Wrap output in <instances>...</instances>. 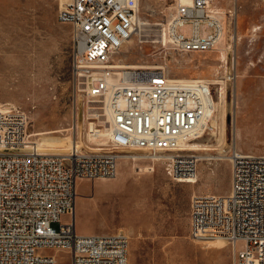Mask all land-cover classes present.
Instances as JSON below:
<instances>
[{
	"label": "built area",
	"instance_id": "2783aa9c",
	"mask_svg": "<svg viewBox=\"0 0 264 264\" xmlns=\"http://www.w3.org/2000/svg\"><path fill=\"white\" fill-rule=\"evenodd\" d=\"M215 1L174 0L166 34L175 50L206 51L214 45L224 28ZM140 2L67 0L57 12V20L71 27L76 89L111 110V149L44 152L30 142L27 112L0 104V264H58L53 250L67 252L63 264H129L126 232L78 234L74 214L77 180L114 177L121 152L163 151L170 178L197 177V155L178 149L210 115L212 88L198 79H172L163 68L125 69L119 75L114 65L140 26ZM187 23L189 33L182 30ZM201 23L212 31L202 34ZM262 28L259 24L256 31ZM231 155L229 191L192 195L190 234L198 240L226 238L234 264H264V153Z\"/></svg>",
	"mask_w": 264,
	"mask_h": 264
},
{
	"label": "rangeland",
	"instance_id": "374dc122",
	"mask_svg": "<svg viewBox=\"0 0 264 264\" xmlns=\"http://www.w3.org/2000/svg\"><path fill=\"white\" fill-rule=\"evenodd\" d=\"M62 1L0 0V104L10 102L27 112L29 139L43 151L66 152L75 142L85 152L98 147L107 150L110 144L101 136L103 144L89 135L90 122L104 131L110 120L106 114L97 117L95 111L105 113L103 105L97 102L90 108L87 95L74 85L71 27L57 20ZM174 3L141 0L140 16L150 23L166 22L168 7ZM215 6L227 29L215 50L178 53L135 37L116 55L121 65L163 67L173 78L225 80L211 85L213 97L218 101L224 87L227 105L234 103L238 111L227 112L223 140L217 142L209 132L196 139L207 148L195 153L206 158L198 161L197 183L174 180L162 162L144 157L120 159L113 179L77 180V233L123 230L129 235V264H234L228 240L209 244L191 236L190 201L195 194L229 191L230 157L235 148L264 153V3L216 0ZM228 10L235 14L227 15ZM259 24L263 28L254 31ZM200 28L202 34L212 31L205 23ZM182 30L189 33L190 24ZM221 51L227 52L229 63L220 58ZM235 124L240 137L234 135ZM67 219L62 216L63 221ZM52 252L57 253L58 264L69 257L65 251Z\"/></svg>",
	"mask_w": 264,
	"mask_h": 264
},
{
	"label": "bare ground",
	"instance_id": "6f19581e",
	"mask_svg": "<svg viewBox=\"0 0 264 264\" xmlns=\"http://www.w3.org/2000/svg\"><path fill=\"white\" fill-rule=\"evenodd\" d=\"M66 1L67 0H63L60 6H62L64 4V2H66ZM185 1L186 2H190L191 0H185ZM140 5H141V2H140ZM214 5H215V3H214ZM174 6L175 5L171 4L168 7V9H170V14L173 11ZM230 11L234 12V10H230ZM234 14L235 13H232V15H234ZM220 16L223 18L222 13L220 14ZM223 23H224V28L221 30L216 42L214 43V45L209 50H215L216 49L215 47L217 46V44L220 43L224 39V37L226 35V31H227V29H225L224 18H223ZM149 24L155 25V26H158V27L155 28V27H153V26H151ZM166 26H167L166 22L150 23L147 20H143L142 17L140 16V26L138 27L136 33L128 40V42L130 40H132L133 38L137 37L141 43H148L149 42V43H153V44H162L164 47H169L171 50H173L175 52L186 53V52L177 51V50H175L173 48L172 44L170 43L169 37L166 34ZM256 28H254V31H256ZM147 30H149V33L145 34V31H147ZM230 47L231 46H229L226 49L228 50V49H230ZM227 50H225V51H227ZM225 51H221L220 52V58L224 59V60L226 59V53H227V52L225 53ZM116 55H115V58H114V60H115L114 65H115V68H117V72L119 73V75H121V74L123 75L124 74V70L127 69V68H130L131 70L163 68V67H151V66H136L134 64H131V65L122 64L121 65L120 63H117ZM225 61L229 63L228 59L225 60ZM163 69H164L165 73H167L169 75L168 71L165 68H163ZM169 77L172 78V79H176V80H187V79H190V78H187V77L173 78L170 75H169ZM230 78H231L230 76H227V80L230 79ZM193 79H198V80L202 81L208 87H211L212 84H219L221 82H225V80H222V79L221 80H219V79L208 80V78L204 77V76H199V77H196V78H193ZM79 90L81 91V89H79ZM80 103H83L82 99H80ZM86 103L88 104V106L90 108H92V104L93 103H97V101L96 102L91 101L89 99V97H88V99L86 100ZM98 103H101L103 105L101 108L104 109L105 113L104 114H100L98 112L99 110H97V111H95L94 114L97 117L100 116V115H105L106 114L107 117H108V120H110L109 121V125L110 126L108 128H105L104 131H102L100 126H94V125H92L93 122H90L91 128H90V134L89 135L93 137V140L100 141V140L104 139L105 142H108L110 144V142H111V133H112V113H111V110L108 107L106 102H102L101 101V102H98ZM234 106H235L234 103H232L230 105H227V100L225 99V96H224V87H221V93L219 95V100L216 101V99L213 97V109L210 112V115L204 119V121H203L201 127L198 129L197 133L191 137L192 140H189V141L185 142V144H183V147H181V149H178V150H180V151L184 150V151H187V152L196 153L197 151H200L202 149H207L206 147H202L201 146L202 144L200 145L199 143L196 142V139L202 138L205 132H207V133L209 132L210 134H212V136L215 137L216 141L218 140L217 142L223 140L224 139V135H226L225 134L226 133L225 132V126H226L225 125V117L227 115V112L230 111V110L234 114H236L238 112V111H236ZM102 125L105 127L104 124H102ZM96 129H98L99 131H96V134H94L93 131L96 130ZM233 132H234V135L236 137H240L238 125L235 124V129H234ZM100 136L102 137V139L101 138L98 139V137H100ZM30 142H31V140H30ZM105 142H101L100 144H103ZM225 142H226V138H225ZM36 145L41 149V146H40L39 143L36 144ZM75 146H78V149H81L83 151L82 146H80L77 142H75L71 146V149L72 148L74 149ZM95 149H96V151H93V152H100V151L104 150L102 147H98V148H95ZM110 149H111V147H110ZM107 150H109V149H107ZM69 151H66V152L44 151V152L56 153V154H67ZM90 151H92V150H87V152H90ZM235 151L236 152H242V151L237 150L236 148L232 152H235ZM83 152H85V151H83ZM244 153H246V152H244ZM166 156H167V153H164L163 151H157L156 154H153L147 148L132 149V150H127L126 153L125 152L119 153L118 162H119L120 159H123V158H125V159H136V158H139V157H144V158H148V159L152 160L153 162H162L163 163V160L166 158ZM197 157H198V160L206 159L204 156L197 155ZM231 157H232V155H231ZM231 157H230V161H231ZM117 174H118V164H117V171H116V174H115L114 177H112V178H101V179H113V178H115L117 176ZM197 178H198V174H197V177L194 178V179H191V180L179 179L177 181H179V182H187V183H197L198 182ZM196 240H198V239H196ZM224 241H227V239L222 237V236H218V237H215V238L203 240L202 242L211 244V243L224 242ZM128 251H129V248H128Z\"/></svg>",
	"mask_w": 264,
	"mask_h": 264
},
{
	"label": "crops",
	"instance_id": "0c3cea01",
	"mask_svg": "<svg viewBox=\"0 0 264 264\" xmlns=\"http://www.w3.org/2000/svg\"><path fill=\"white\" fill-rule=\"evenodd\" d=\"M95 180H99V179L97 178V179H94V181H95ZM102 233H106V232H102Z\"/></svg>",
	"mask_w": 264,
	"mask_h": 264
}]
</instances>
